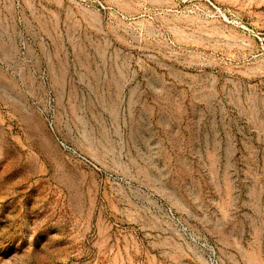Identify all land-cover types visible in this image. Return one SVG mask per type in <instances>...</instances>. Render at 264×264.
Here are the masks:
<instances>
[{"label":"rangeland","instance_id":"rangeland-1","mask_svg":"<svg viewBox=\"0 0 264 264\" xmlns=\"http://www.w3.org/2000/svg\"><path fill=\"white\" fill-rule=\"evenodd\" d=\"M0 264H264V0H0Z\"/></svg>","mask_w":264,"mask_h":264}]
</instances>
